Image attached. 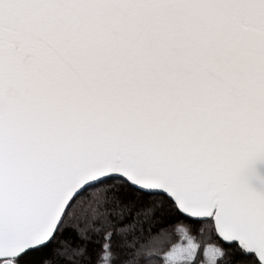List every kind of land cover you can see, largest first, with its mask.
<instances>
[{
	"label": "snow or ice",
	"instance_id": "6c2138e0",
	"mask_svg": "<svg viewBox=\"0 0 264 264\" xmlns=\"http://www.w3.org/2000/svg\"><path fill=\"white\" fill-rule=\"evenodd\" d=\"M264 0H0V264H264Z\"/></svg>",
	"mask_w": 264,
	"mask_h": 264
},
{
	"label": "water",
	"instance_id": "95a60500",
	"mask_svg": "<svg viewBox=\"0 0 264 264\" xmlns=\"http://www.w3.org/2000/svg\"><path fill=\"white\" fill-rule=\"evenodd\" d=\"M258 171H259V173H260L262 176H264V164H260V165H258ZM253 184H254V186H256L258 189H262V190H264V185H261V184H259V183L256 182V181H253Z\"/></svg>",
	"mask_w": 264,
	"mask_h": 264
}]
</instances>
